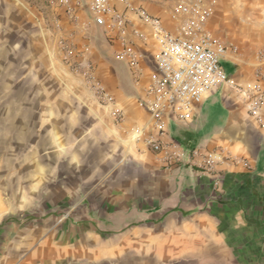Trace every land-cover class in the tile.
Returning a JSON list of instances; mask_svg holds the SVG:
<instances>
[{"label":"crops","instance_id":"obj_1","mask_svg":"<svg viewBox=\"0 0 264 264\" xmlns=\"http://www.w3.org/2000/svg\"><path fill=\"white\" fill-rule=\"evenodd\" d=\"M174 1L109 0L117 11L128 4L167 26ZM216 2L253 18L251 28L264 41V0ZM75 10L72 25L58 8L64 35L95 66L122 118L115 122L88 90L82 73L65 66L57 51L47 54L44 26L31 0H0V64L17 62L21 66L12 69L19 77L37 74L48 81L47 100L37 112L50 120L54 132L48 149H39L32 174L38 176L39 192H55L48 202L45 194L36 203L28 194L16 197L13 189L0 198V264H264V104L257 123L233 87L222 85L207 95L190 121H168L158 137L138 103L152 70L150 31L126 12L131 27L146 35L132 42L143 54L142 77L138 83L132 79L134 93L127 95L113 67L119 44L89 20L85 6ZM238 58L236 64L221 61L232 67L230 74L222 69L235 85H250L252 56L241 53ZM138 131L140 137L134 138ZM147 138L177 146L181 163L165 168L157 161L165 152L154 154ZM194 149H222L236 163L219 164L213 186L211 175L183 163ZM61 204L69 207L65 215L55 209L43 213ZM36 206L39 214L30 215Z\"/></svg>","mask_w":264,"mask_h":264},{"label":"built area","instance_id":"obj_2","mask_svg":"<svg viewBox=\"0 0 264 264\" xmlns=\"http://www.w3.org/2000/svg\"><path fill=\"white\" fill-rule=\"evenodd\" d=\"M50 3L61 9L66 22L72 25L77 20L75 9L85 6L89 20L119 44L115 57L126 64L134 83H138L142 77L140 61L143 54L134 48L132 42H142L146 40V35L131 27L126 12L132 11L148 28L155 51L149 80L138 103L148 115L150 126L158 137L164 135L168 121H190L207 95L226 84L233 87L247 116L261 123L264 104V41L252 55L253 83L247 86L235 85L233 79L223 71L221 61L226 59L236 64L241 53L236 46L225 45L210 29L215 0H175L168 14L170 26L161 18L149 15L141 8L132 9L128 4L124 11H117L109 0H75L74 4L70 0H51ZM61 20H55L53 34L62 63L82 73L86 87L97 102L110 110L115 122H120L121 113L115 108L113 98L96 75L95 66L75 50L73 43L64 35ZM239 23L244 27L252 26L250 19L242 18ZM140 134L138 131L134 138H139ZM144 142L154 154L165 152L157 160L165 168L181 163L182 154L177 146L163 143L159 138H147ZM168 149H172V152H166ZM183 163L211 175L213 186H216L218 165L234 164L236 160L222 149L206 153L194 149Z\"/></svg>","mask_w":264,"mask_h":264},{"label":"rangeland","instance_id":"obj_3","mask_svg":"<svg viewBox=\"0 0 264 264\" xmlns=\"http://www.w3.org/2000/svg\"><path fill=\"white\" fill-rule=\"evenodd\" d=\"M50 2L51 0H42V3L38 4V0H31V8L33 7L35 12L40 14L45 30L44 37L48 41L47 54L55 56L57 50L54 46L53 24L56 19L61 18V14L57 13L58 8ZM228 8L216 2L210 19V29L225 45L232 44L239 49L240 53L252 56L263 42L260 41L256 29L251 28L253 24L255 26V20ZM239 18L252 20V26L240 25ZM17 37L19 36L15 38ZM30 52L36 53L33 50ZM13 66L17 67L18 63L16 62ZM13 66L0 64V198L4 200L13 189L16 197H21L22 193L28 194L30 200L37 203L38 196L41 194L42 199V194H45L43 199L48 202L55 192L51 190L39 192L35 186L38 176L32 174L38 163L39 149H48L49 138L54 132L53 127L49 126L50 120L44 119V113L37 112L39 104L47 100L48 96L43 92L46 88L45 83L48 81L45 77L37 78V74L30 78L19 77L21 73L14 71ZM221 66L227 74L232 72L229 64L221 62ZM113 67L118 87L125 94L132 95L134 93L132 76L127 66L123 62L113 61ZM39 75L42 76V74ZM202 104L204 100L200 105ZM41 136L42 141L38 142ZM49 163H52L51 159ZM27 168L31 172L29 176L23 173V170ZM23 182L24 185H22ZM35 208L36 210L30 215L39 214L38 207ZM51 209L61 210L62 215H65L63 212H69L67 204H61L57 208H44L43 213Z\"/></svg>","mask_w":264,"mask_h":264}]
</instances>
